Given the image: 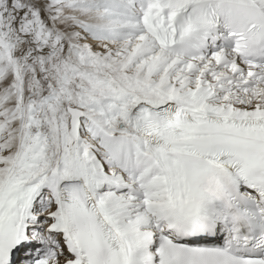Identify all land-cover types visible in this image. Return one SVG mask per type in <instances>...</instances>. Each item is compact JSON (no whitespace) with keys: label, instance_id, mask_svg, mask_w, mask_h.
<instances>
[{"label":"snow or ice","instance_id":"1","mask_svg":"<svg viewBox=\"0 0 264 264\" xmlns=\"http://www.w3.org/2000/svg\"><path fill=\"white\" fill-rule=\"evenodd\" d=\"M0 264H264V0H0Z\"/></svg>","mask_w":264,"mask_h":264}]
</instances>
